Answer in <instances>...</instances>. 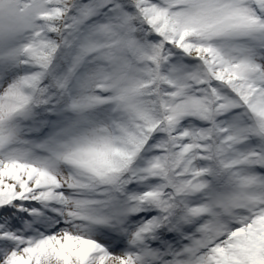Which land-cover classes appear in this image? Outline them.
I'll return each instance as SVG.
<instances>
[{
	"label": "snow or ice",
	"instance_id": "obj_1",
	"mask_svg": "<svg viewBox=\"0 0 264 264\" xmlns=\"http://www.w3.org/2000/svg\"><path fill=\"white\" fill-rule=\"evenodd\" d=\"M0 264H264V0H0Z\"/></svg>",
	"mask_w": 264,
	"mask_h": 264
}]
</instances>
